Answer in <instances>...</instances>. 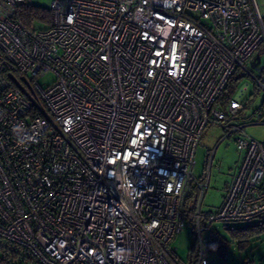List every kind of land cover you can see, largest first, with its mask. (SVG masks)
Returning a JSON list of instances; mask_svg holds the SVG:
<instances>
[{
    "label": "built area",
    "instance_id": "built-area-1",
    "mask_svg": "<svg viewBox=\"0 0 264 264\" xmlns=\"http://www.w3.org/2000/svg\"><path fill=\"white\" fill-rule=\"evenodd\" d=\"M22 7L43 8L0 0V264H179L185 223L181 263L224 264L218 224L264 216V143L244 131L264 101L245 115L248 84L218 101L264 45L255 0H51L27 24ZM209 124L243 157L205 214Z\"/></svg>",
    "mask_w": 264,
    "mask_h": 264
},
{
    "label": "rangeland",
    "instance_id": "rangeland-1",
    "mask_svg": "<svg viewBox=\"0 0 264 264\" xmlns=\"http://www.w3.org/2000/svg\"><path fill=\"white\" fill-rule=\"evenodd\" d=\"M32 2L38 6L48 7L51 0H32ZM262 68H264V49L260 48L245 63V69L250 75L241 76L242 70H238L234 74L236 77L240 76L238 78V90L244 84H248L247 95L250 100L247 101L246 116H250L264 101V89L258 90L252 96L250 95L254 90L252 77L264 80ZM53 79L54 76L49 74L41 80L38 79V82L44 85L50 83ZM222 105L224 106V102H222ZM244 131L249 137L264 143V124L246 125ZM225 133V129L217 124H209L204 129L195 151L193 173L198 180H203L208 171L209 160L211 161L209 184L204 193L201 206V211L205 214L215 212L220 208L243 157V152L236 148L233 136L223 138ZM253 224H264V216L255 218L252 221L218 224V230L224 239L225 245L223 256L219 259L224 264H264V230L248 237L244 242L234 238L228 231L229 228ZM3 243H0V246L3 245L7 248L8 245ZM193 246L194 230L190 224L185 223L171 242V247L176 249V260L179 264L188 261ZM5 254L7 261L13 260L14 257L11 256L10 252L7 251ZM0 256H2L1 253ZM14 261L17 263L20 259L14 258Z\"/></svg>",
    "mask_w": 264,
    "mask_h": 264
},
{
    "label": "trees",
    "instance_id": "trees-1",
    "mask_svg": "<svg viewBox=\"0 0 264 264\" xmlns=\"http://www.w3.org/2000/svg\"><path fill=\"white\" fill-rule=\"evenodd\" d=\"M22 10L20 11L19 18L25 23H29L31 20H33L36 17V14L39 13L40 18L43 20H47V11L46 8H39V7H22ZM260 48L264 49V45L260 46ZM259 48V49H260ZM237 72V71H236ZM235 72V73H236ZM234 73V74H235ZM232 75L231 79L229 80L228 84L226 85L224 91L222 92L221 96L219 97L218 101L219 102H224L227 99H229L237 90L238 88V78ZM262 75H264V68H262ZM241 76L243 74L241 73ZM255 93V92H254ZM254 93H251L250 95L252 96ZM250 96V97H251ZM250 100V98H248ZM264 230V224H253V225H247L243 227H234V228H229L228 231L230 234L237 239H240L241 242L246 241V239L256 233L261 232ZM224 239L222 238V245L220 248L219 256H223L222 254L224 253L223 250L225 248L224 245ZM12 257H15L16 254H11Z\"/></svg>",
    "mask_w": 264,
    "mask_h": 264
},
{
    "label": "crops",
    "instance_id": "crops-1",
    "mask_svg": "<svg viewBox=\"0 0 264 264\" xmlns=\"http://www.w3.org/2000/svg\"><path fill=\"white\" fill-rule=\"evenodd\" d=\"M259 13L264 17V0H255Z\"/></svg>",
    "mask_w": 264,
    "mask_h": 264
}]
</instances>
